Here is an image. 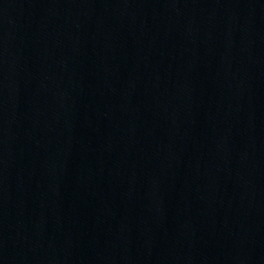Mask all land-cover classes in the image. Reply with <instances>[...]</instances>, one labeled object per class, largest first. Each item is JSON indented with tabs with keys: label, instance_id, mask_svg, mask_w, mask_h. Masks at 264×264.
<instances>
[{
	"label": "water",
	"instance_id": "95a60500",
	"mask_svg": "<svg viewBox=\"0 0 264 264\" xmlns=\"http://www.w3.org/2000/svg\"><path fill=\"white\" fill-rule=\"evenodd\" d=\"M0 264H264V0H0Z\"/></svg>",
	"mask_w": 264,
	"mask_h": 264
}]
</instances>
